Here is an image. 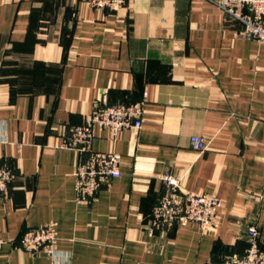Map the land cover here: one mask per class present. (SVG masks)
Masks as SVG:
<instances>
[{
	"label": "crops",
	"instance_id": "obj_1",
	"mask_svg": "<svg viewBox=\"0 0 264 264\" xmlns=\"http://www.w3.org/2000/svg\"><path fill=\"white\" fill-rule=\"evenodd\" d=\"M242 29L209 0H0V166L16 173L0 264H222L252 225L264 248V44ZM104 95L143 103L144 122L95 126L92 148L119 153L121 175L79 201V153L62 142ZM168 172L221 200L217 226L150 227ZM50 221L54 254L20 246Z\"/></svg>",
	"mask_w": 264,
	"mask_h": 264
},
{
	"label": "built area",
	"instance_id": "obj_2",
	"mask_svg": "<svg viewBox=\"0 0 264 264\" xmlns=\"http://www.w3.org/2000/svg\"><path fill=\"white\" fill-rule=\"evenodd\" d=\"M243 24L241 34L249 40L264 44V0H209ZM98 8L119 9L127 0H88ZM144 106L141 102H110L104 95L81 124L71 125L62 146L79 153L75 169V191L79 201H90L112 179L121 175L122 156L114 151H96L92 148L96 125L109 129L116 137L124 129H140L143 126ZM193 149L203 151L207 142L201 135L191 138ZM16 173L8 164L0 166V195L9 192ZM166 191L154 206L150 218L152 229H171L176 224L197 223L201 227L217 226L221 200L210 193L184 191L181 178L171 172L162 176ZM59 237L57 222L50 221L28 228L20 237L24 250L56 252ZM5 240L0 237V251ZM222 264H264V248L261 231L256 226L248 228V245L243 253L228 254Z\"/></svg>",
	"mask_w": 264,
	"mask_h": 264
}]
</instances>
